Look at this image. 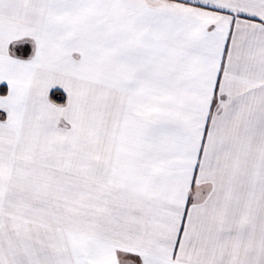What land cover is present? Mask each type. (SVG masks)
<instances>
[{"label":"snow or ice","instance_id":"1","mask_svg":"<svg viewBox=\"0 0 264 264\" xmlns=\"http://www.w3.org/2000/svg\"><path fill=\"white\" fill-rule=\"evenodd\" d=\"M0 85V264H264V0H0Z\"/></svg>","mask_w":264,"mask_h":264},{"label":"crops","instance_id":"2","mask_svg":"<svg viewBox=\"0 0 264 264\" xmlns=\"http://www.w3.org/2000/svg\"><path fill=\"white\" fill-rule=\"evenodd\" d=\"M6 92V85H0V94H3Z\"/></svg>","mask_w":264,"mask_h":264},{"label":"trees","instance_id":"3","mask_svg":"<svg viewBox=\"0 0 264 264\" xmlns=\"http://www.w3.org/2000/svg\"><path fill=\"white\" fill-rule=\"evenodd\" d=\"M53 99H57V100H60L61 99V97H59V96L56 95L55 90L53 91Z\"/></svg>","mask_w":264,"mask_h":264}]
</instances>
